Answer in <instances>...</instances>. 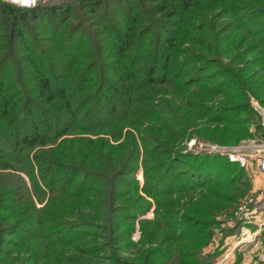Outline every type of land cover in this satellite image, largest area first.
<instances>
[{
    "label": "rangeland",
    "instance_id": "1",
    "mask_svg": "<svg viewBox=\"0 0 264 264\" xmlns=\"http://www.w3.org/2000/svg\"><path fill=\"white\" fill-rule=\"evenodd\" d=\"M2 1L9 3L8 0ZM17 1L22 3L20 5L29 3L25 0ZM159 1L161 0H153L154 3H149V0H141L140 8L134 11L130 10L132 16H136L134 19L138 21L135 28L136 35H143L134 38L133 58L128 59V62H131L132 74L126 76L127 80L113 75L111 71L102 74L101 77L93 73L89 76L91 83L112 81L135 83L133 105L130 107L131 113L124 119L126 121L122 125H117V121L121 120L118 115L111 120L108 116V109H105L102 115L98 110L96 114H91L85 120L80 119L79 128L82 125H87L92 126L93 129L73 131L74 133L62 137L54 145L44 148L52 150L62 142L63 138L74 140L75 145L72 144V146L75 147L68 148L66 152V154L71 153L72 161H62V163L68 164L67 166L74 165L81 172L90 170L105 176V172L100 169L98 156L101 160L109 163L113 160V155L107 151L116 154L122 146L127 145L129 139H132L130 146L133 150L132 161L126 156L122 158L120 155L118 164L132 165L133 173L123 176L120 175L121 173L116 174L117 177L119 176L118 180H130L132 188L124 187L118 182L117 184L112 183L113 176L107 173L109 181L98 183L93 189H89L87 185L80 188L78 183L82 177L75 176L72 177L73 186L68 184L67 189L62 190L60 186L53 185V187L55 186L54 192H49L47 189H45L46 192H34L31 181H29L28 170L24 169L22 163L18 164L16 167L18 170L12 172V176L15 177L4 179V182L8 180L6 188H15L16 192H6L0 197V264H147L144 259H139V257L141 258L139 251L160 248L163 244L159 242V237L151 241L148 236L149 232L154 229L157 204L144 191L146 183L152 182L151 178L162 173V169L155 172L146 170L145 172L148 166H152L149 160L157 157L160 162L162 160V163H165L164 160L168 159L164 155L166 147L171 150L170 156L176 151L185 154H206L203 151L192 152L194 147L188 148L192 141H195L196 146L198 144H213L227 148L239 145H258L264 142V104L262 105L258 101L256 86L253 84L255 81H264V33L253 29L257 24L264 22V16L250 20L248 14L247 16L244 14L248 10L264 8V0H206L188 13L174 18L173 21H168L164 16L149 12V8ZM43 2L44 0H35L34 4ZM249 2H251L250 5ZM127 9L128 6L121 8L123 14L128 12ZM110 17L114 19H110ZM74 20L75 18L69 20L65 26H76L75 30L77 31L75 32L85 29H89L91 32L92 43L95 47L88 51L89 56L95 53L96 56L92 58L93 60L97 59V62L106 64L105 67H114L116 62L118 63L113 57L115 45L119 37H122L123 28L127 29L128 26L125 19L117 11L116 15L112 12L102 11L98 15L89 17V21L85 20L80 27ZM54 30L58 33L63 31L62 27H55ZM110 31L112 32L110 33ZM175 32L179 36L174 43L172 56L174 63H170L168 69L169 83H163L161 81V76L164 73L163 58L160 51L167 49L164 38H171ZM38 36L40 39L37 40L36 45L52 55L54 63H57L55 53L48 51L49 48H54L56 45L54 36L43 32L42 35L38 33ZM155 36L156 39H154ZM0 38H2L1 35ZM1 43L0 39V54H4V51L1 50L5 47ZM44 46L45 48H43ZM26 48V44L25 47L17 44L14 56H12L19 60V67L29 66L28 63L20 61L28 55ZM7 57L9 56L4 59ZM89 62H92L91 59ZM4 63L12 65L10 58H7ZM79 66L80 61L77 62L75 70H79ZM124 66L125 63H122V67L118 66V68L123 69ZM148 69H153L150 80L148 79ZM191 73L194 74L190 75ZM186 77H188V81L195 80L194 85L184 88L181 82H184ZM202 77H207L211 81L200 82ZM237 81H240L244 93L248 95L244 100L246 104H249L254 115L249 131L250 136L234 144L212 142L204 134L199 133V130L203 127L222 128L221 124H209L206 122L207 119L216 109H220L222 106H229L227 108L237 106L239 101L232 95H226L230 92L229 90L222 91L225 94L214 93L207 97L204 94V87H209L212 82H216V89H218L220 84L226 86ZM251 83L252 85L249 87ZM13 94L15 93L13 92ZM78 97H82V95ZM147 99L155 105L160 104L161 106H167L166 103L169 102L178 107V112L189 105L198 107V109L205 107L206 113L200 115L202 117L196 121L194 127L185 130L183 138L174 141V138L168 139L167 136L168 140L165 141L167 130L161 128L158 125L159 121L144 110L143 103L147 102ZM169 103L167 108L171 109L172 106L170 107ZM125 109L127 112L128 108L125 107L122 111ZM118 111L115 110L116 113ZM94 115H97L99 120L95 119ZM110 122L112 124H109ZM155 137L163 142L158 143ZM89 141H93V144L91 145ZM83 146L86 149H82ZM93 150H97L98 156L93 154ZM34 154L35 151L29 153V158L34 157ZM84 163H86V167H83ZM90 163H92L93 169L88 168ZM185 169L183 167L178 171L183 172ZM249 173V171L246 172V176L249 178L250 188L248 190L235 188V192H245L244 195L230 212H223L215 218L216 224L213 226L212 232L213 234L218 233L220 238L223 237V230L228 229L227 226L233 230L239 228L240 235H243V230L251 229V226L259 228L264 223V198L260 197V195L264 196V179L257 182ZM35 174L37 175V171ZM21 179L25 180L28 192H24L23 188L19 186ZM197 192L170 197L172 201L167 204L177 211L175 212L177 220L186 212ZM147 202L151 204L147 213L140 215L135 220L125 211L133 210L136 206L147 205ZM60 220L63 224L68 225L92 224L93 231L83 237L78 234L60 239L56 237L59 240L56 241L57 243L55 242V247L46 240H42L41 237L39 238V236H48L52 232L55 234L62 226L64 228L63 224L57 225ZM31 230L40 232V235L32 236ZM13 231L15 233L11 235ZM22 231H27V236L23 240L24 232L22 233ZM144 231L143 243L141 237ZM259 236L262 238L261 243L264 251V231L262 234L259 232ZM59 243L62 245L58 246ZM215 263L216 261L213 264Z\"/></svg>",
    "mask_w": 264,
    "mask_h": 264
},
{
    "label": "trees",
    "instance_id": "2",
    "mask_svg": "<svg viewBox=\"0 0 264 264\" xmlns=\"http://www.w3.org/2000/svg\"><path fill=\"white\" fill-rule=\"evenodd\" d=\"M204 1L206 0H161L148 8L149 12L164 16L168 21H173L174 18L188 13ZM150 2L154 3L153 0H149ZM250 4L251 2H249ZM141 5V0H44L43 3L25 7L0 0V35L2 37L0 39L1 44L5 47L1 50L4 51V54H0V197L6 192H16L15 188H6L8 180L4 182V179L15 177L12 176V172L18 170L16 167L20 163L29 172V181H31L34 192H46L47 190L54 192L55 186L53 187V185L60 186L63 190L68 184L73 186L72 177L75 176L82 177L78 183L80 188L87 185L89 189H93L98 183L109 181L107 173L112 174V183L117 184L118 182L124 187L132 188L130 180H118L119 176L116 175L121 173L120 175L123 176L133 173L132 165L118 164L120 155L122 158L126 156L132 161L133 150L130 148L132 139H129L127 145L118 150V155L107 151L113 155V160L109 163L101 160L97 155V150H93V154L97 153L100 169L105 172V176L90 170L81 172L74 165L67 166L68 164L62 163V161H72L71 153L66 154V152L68 148L75 147L72 146V144L75 145L74 140L63 138L62 142L52 150L44 148L54 145L62 137L74 133L73 131L93 129L92 126L87 125H82L79 128L80 119L85 120L91 114H96L98 110L102 115L103 111L108 109V116L111 120L118 115L121 120L117 121V125H122L126 121L124 119L131 113L130 107L133 105L135 83L127 81L91 83L89 76L93 73L101 77L102 74L111 71L113 75L127 80L126 76L132 74L131 62H128V59L133 58L134 38L142 37L143 34L136 35L135 28L138 21L134 19L136 16H132L130 10L134 11ZM124 6H128V12L125 10L126 14H123L121 10ZM102 11L112 12L114 15L117 11L128 24L127 29L123 28L122 37H119L115 45L113 57L118 63H114L112 68L105 67L106 64L97 62V59L93 60L92 58L96 56L95 53H90L91 56H89L88 51L95 47L89 29L75 32L77 31L75 30L76 26H65L69 20L75 18L74 21L78 22L80 27L85 20L89 21V17L98 15ZM244 14L246 16L248 14L250 20L259 19L264 16V8L248 10ZM110 19L114 18L110 17ZM55 27H62L63 31L58 33L54 30ZM253 29L264 33V22L257 24ZM42 32L54 36L56 45L54 48H49L48 51L55 53L57 63H54L52 55L36 45L37 40L40 39L38 33L42 35ZM176 34L177 32L171 38H164L167 49L160 51L163 58L164 73L161 76L163 83H169L168 69L170 63H174L172 57L174 43L179 36ZM156 38L155 36L154 39ZM17 44H21L22 47L27 45L28 55L20 61L28 63L29 66L19 67V60L12 57ZM6 56H9L7 58H10L11 66L4 63L7 60V58L4 59ZM90 59L97 64L89 62ZM78 61H80V68L75 70ZM122 63H125V68H118V66L122 67ZM148 72L150 80L153 69H148ZM192 74L194 73L190 75ZM194 81H188V77H186V80L181 84L184 88L185 86L191 87L194 85ZM210 81L207 77L200 79V82L208 83ZM253 84L256 86L257 99L263 105L264 81H255ZM251 85L252 83L249 84V87ZM216 88L217 83L212 82L209 87H204V94L209 97L214 93H224L222 91L229 90L230 92L226 95L237 98L239 105L231 108L222 106L220 109H216L206 122L215 125L221 124L222 128L203 127L199 133L204 134L210 141L220 144H234L247 139L250 136L249 131L254 115L251 107L244 100L248 95L244 93L242 84L237 81L226 86L220 84L219 88ZM250 89L252 90V88ZM79 95L82 97H78ZM147 100L143 103L144 110L159 121L158 125L161 128L167 130L165 141L170 138H174V141L183 138L185 130L194 127L196 121L202 117L200 115L206 113L205 107L198 109V107L189 105L178 112V107L169 102L170 107L172 106L171 109L167 108L168 103H166L167 106H161ZM123 107L128 108V111L126 112V109L122 111ZM194 108L196 110H193ZM116 109L119 110L117 113ZM94 117L99 120L97 115ZM129 121L131 120L129 119ZM155 139L158 143L163 142L157 137ZM89 143L92 145L93 141H89ZM143 143H145L144 140ZM82 149L86 148L83 146ZM165 149L167 150L164 155L168 158L164 160L165 163H162V160L160 162L157 157L149 160L152 166H148L145 172L146 170L155 172L162 169V173L151 178L152 182H147V180L144 191L157 204L154 229L149 232V239L154 241L159 237V242L163 244L160 248L140 250L141 258L139 257V259H144L147 264H213L216 253L204 254V250L212 239L213 226L216 224L215 218L223 212H230L244 195L245 192H235V188H246L247 190L250 188L246 170L221 156L185 154L180 151H176L170 156V148L166 147ZM33 151H35L34 157L29 158L28 154ZM116 158L117 160H115ZM85 164L83 167H86ZM183 167L186 169L179 172L178 169ZM88 168L93 169L92 163ZM116 170L118 171L116 172ZM35 171H37V175ZM19 186L23 188L24 192L29 191L24 179H21ZM45 189L47 190L45 191ZM194 191L198 192L193 202L188 205L186 212L177 220L175 214L177 211L167 204L172 201L170 197L190 194ZM146 204L125 211L135 220L140 215L147 213L151 204L149 202ZM59 224H63L61 220L57 225ZM63 225L64 228L62 226L55 234L52 232L48 236H39V238L41 237L42 240H46L55 247L56 241L60 238L75 234L83 237L93 231L94 227L92 224ZM33 231L31 230L32 236L40 235V232ZM13 233L15 232L13 231L11 235ZM22 233L23 240L27 236V231H22ZM120 237L122 236L120 235ZM144 237L145 231L141 237L143 243ZM62 243H59L58 246H61Z\"/></svg>",
    "mask_w": 264,
    "mask_h": 264
},
{
    "label": "crops",
    "instance_id": "3",
    "mask_svg": "<svg viewBox=\"0 0 264 264\" xmlns=\"http://www.w3.org/2000/svg\"><path fill=\"white\" fill-rule=\"evenodd\" d=\"M248 171L257 182L264 179V174L258 172L254 165L246 170V172ZM260 197L264 198L263 195H260ZM263 227L262 224L259 228L251 226V229L243 230L242 233L246 236L243 237L241 234V237L239 228L233 230L227 226L228 229L223 230L222 238L218 233L213 234L209 246L204 250V254L216 253L215 264H264L262 238L259 236V232L262 234L264 231Z\"/></svg>",
    "mask_w": 264,
    "mask_h": 264
},
{
    "label": "built area",
    "instance_id": "4",
    "mask_svg": "<svg viewBox=\"0 0 264 264\" xmlns=\"http://www.w3.org/2000/svg\"><path fill=\"white\" fill-rule=\"evenodd\" d=\"M9 3L30 7L35 3V0H31L28 4L30 6L20 5L22 3L17 0H8ZM194 147L195 153L199 151H203L209 155H217L226 158L230 163L247 170L250 166L254 165L255 168L261 174H264V142L258 145H250V146H235L233 148H227L224 146L213 145V144H198L196 146L195 141L189 143L188 148L191 149ZM264 225V223H262ZM263 247H264V238H263Z\"/></svg>",
    "mask_w": 264,
    "mask_h": 264
},
{
    "label": "water",
    "instance_id": "5",
    "mask_svg": "<svg viewBox=\"0 0 264 264\" xmlns=\"http://www.w3.org/2000/svg\"><path fill=\"white\" fill-rule=\"evenodd\" d=\"M25 1H27V2H31V0H25Z\"/></svg>",
    "mask_w": 264,
    "mask_h": 264
}]
</instances>
